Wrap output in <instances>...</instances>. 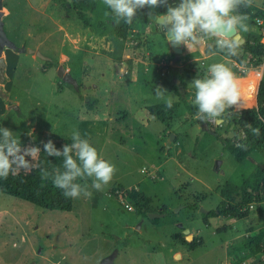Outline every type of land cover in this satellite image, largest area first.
<instances>
[{
	"label": "rangeland",
	"instance_id": "1",
	"mask_svg": "<svg viewBox=\"0 0 264 264\" xmlns=\"http://www.w3.org/2000/svg\"><path fill=\"white\" fill-rule=\"evenodd\" d=\"M71 1L63 0L62 7L59 3L54 6L51 0H30L34 6L41 3L44 14L33 11L23 39L14 40V44L33 48L37 41L47 37V32L53 28L50 18L45 16L50 10L57 11L59 19L68 16L70 32L81 33L83 20L69 7ZM106 11L102 0H98L96 15L90 23L105 22ZM247 24L250 28L252 20L248 19ZM149 30L152 50L164 52L166 46L154 26ZM58 42V36L51 35L50 40L40 45L39 51L49 60L36 57L32 61L30 54L4 49L8 59L2 88L4 96H0V127L17 135L22 146L36 147L39 146L36 141L44 139L53 124L58 129L54 131L57 138L69 136L78 129L116 171L103 191L90 188L91 197L72 199L69 211L42 209L22 195L0 191V264H97L114 249L117 255L111 264H264L263 255L247 257L245 251L228 255L241 239L264 226V204L262 214L257 207L243 218L211 216L206 223L202 221L203 210H215L220 204L219 186L225 182L240 185L257 162H264V149L253 151L237 162L222 148L216 135L233 139L232 129L227 124L229 109L221 123L210 122L211 130L216 132V135L211 134L198 126L196 116L193 121L187 118L184 103L165 86L171 100L179 102L173 116L167 115L171 116V123L170 119L164 122L171 124L169 133L177 134L167 149L169 133L165 137L162 133L157 136V128L163 125L151 120L147 127L140 121L142 100L156 90L153 81L142 94L135 85L126 88L123 83L114 84L105 69L104 72L100 67L87 66L90 71L80 88L75 91L71 87L81 94L80 100H73V106H69L71 113L78 102L76 123L64 126L66 120L61 105L70 96L63 92L56 97L51 70L39 69L51 61ZM72 44L73 40L67 42L68 46ZM242 53L241 60L246 61L248 67L253 65L249 55ZM177 63L178 59L172 61V64ZM165 75L171 82L172 75ZM151 76L150 79L156 75ZM262 78L264 80V63ZM167 98L160 100L166 102ZM87 99L95 101L87 103ZM191 99L194 97L189 101ZM10 105H15L16 109L9 108ZM51 112L57 114L56 119L50 116ZM105 113L111 121L104 126L101 120ZM91 182V179L87 181L89 185ZM131 187L147 197L140 202V207L123 194ZM188 205L198 209H190ZM148 213L162 216L148 217ZM179 224L192 235L189 241ZM190 242L194 243V248Z\"/></svg>",
	"mask_w": 264,
	"mask_h": 264
},
{
	"label": "clouds",
	"instance_id": "2",
	"mask_svg": "<svg viewBox=\"0 0 264 264\" xmlns=\"http://www.w3.org/2000/svg\"><path fill=\"white\" fill-rule=\"evenodd\" d=\"M108 9L105 16L114 22L131 24L138 10L149 9V16L158 31L164 35L172 47L183 46L189 53L203 50L210 56L223 55L225 61L240 57L242 34L249 31V17L240 9L251 7L253 0H178L175 5L169 0H102ZM158 7L165 8L162 14H155ZM234 63V61H232ZM240 71L248 73L246 61L238 64ZM257 76L261 74L256 72ZM240 77L228 62H214L207 66L202 78H194L188 87L194 90L193 104L197 108L196 118L221 123L228 109L238 106L241 101ZM155 95L165 99V106L172 107L171 95L157 88ZM154 118V117H153ZM264 120V117L257 116ZM251 128V125H248ZM254 136H259L258 128H251ZM71 143L57 149L49 139L41 142L43 152L48 157L62 158L61 167L51 171L39 163L41 148L22 146L17 135L0 127V179L21 171L39 169L41 178H51L53 185L68 199L91 197V189L103 191L115 174V166L103 159L89 140L83 138L78 129L71 133ZM246 150L247 145H238ZM91 179V185L87 181ZM83 181V183L77 182Z\"/></svg>",
	"mask_w": 264,
	"mask_h": 264
},
{
	"label": "crops",
	"instance_id": "3",
	"mask_svg": "<svg viewBox=\"0 0 264 264\" xmlns=\"http://www.w3.org/2000/svg\"><path fill=\"white\" fill-rule=\"evenodd\" d=\"M51 1L54 4V6H57V2H53V0ZM169 2L175 5V3L178 2V0H169ZM42 7L43 5L41 3L39 6H34L30 2V0H3L2 22H3V30L7 38L10 39L12 42L14 40L21 41L23 39L22 36L24 37V34L26 33L27 26L30 24L29 20L31 18L32 12L37 11L41 14H44V11L41 9ZM243 9L248 10L246 15L249 17V19L252 20L253 25L250 26L249 31L247 33L242 34V37L245 38L249 35H257L259 37L258 29L254 24V19L258 17L261 18L264 22V0H253V4L251 7H247ZM85 14L86 16H88L87 25H84V23L81 22L83 26L81 30L82 32L77 35H74L72 32H70L71 26L69 21L67 20L68 16L65 17L62 16L59 19V17L57 16V11L55 12L53 10H50V12L48 14L46 13L45 16L47 18H50L53 28L50 32H47L48 35L47 37H44L42 40L37 41L33 45L34 49L39 50V47L42 44V42L45 40L46 41L50 40L51 35L58 36V41H59L57 47L58 49L50 61L52 62V67H46L45 64L41 66L39 69L42 72L45 70V68L46 69L49 68L51 70L52 72L51 84L55 85L57 88L56 97L60 96L63 92L68 94V96H70V98L68 97V99L66 101H63L61 105L64 113L63 118L66 120L65 123L63 124L64 126L73 125L74 121L76 123L77 120L76 116L79 110V107H77L78 102L75 103L74 107L72 108L73 111L71 113L69 110V106L70 105L73 106L74 104L73 100H77V99L80 100L81 94L73 91L71 85L69 84L65 85V83H63V81H61V79L57 75H55V70L59 65L62 67L64 71L68 72L73 78L76 79L79 88L81 84H83V80L85 79V76L88 74V71H90V68L87 66H92L93 68L100 67L103 69V71L105 69L109 73L108 75L110 76V79L111 81H113L114 84H116L117 82H119V84L123 83L125 84L126 88L135 85L136 87L140 88L142 94L145 92L146 87L149 85L151 81H153L155 85V89L160 88L164 90L165 86H167L169 90L174 93V90L169 85V82L165 77L166 75L160 76L159 73L160 67H158L159 59L162 57H168L169 54H171L170 46L167 44L166 38L162 33L158 31L156 24H154L152 20L149 19L150 21L144 23L139 28H133L131 31H129V34L124 39H122L115 34L116 22H114L110 16H107V20L105 22L98 21L96 24L92 25L90 23V20L92 19V17L96 15V10L94 13L86 12ZM6 26L8 27L7 29H5ZM153 26H154V31L162 39L161 43H164V45L166 46L164 52H162L161 50L162 53L161 52L155 53L152 50L153 43L149 40V35L151 34L149 29L152 28ZM134 34H136V36H133ZM72 40H73L72 46L71 45L68 46L67 42ZM194 53L195 52L189 53L186 48L181 46V53L178 58V63L172 64V71H174L175 77L172 76L171 82L174 85H176L174 83V80H177V92H178L177 94L175 93L174 94L176 95L179 102L184 103V106L186 102H192L194 100L191 99V101H189L191 97L192 98L194 97V91H192V89L188 87V84L194 78H202L206 74L207 66L209 64L214 62H224L222 60L224 57L221 55H217L213 57L205 54L203 50L197 51V54ZM2 54L5 63V67H4V76H5L6 59H8V55L4 53V50ZM30 55H31L30 59L32 61H35L36 56L34 54H30ZM172 59L173 58L171 57V60ZM84 69H85V73H84ZM172 71L169 74L172 75ZM152 74L156 75L157 77L153 76ZM151 75L153 76V78L150 79L149 76ZM78 78L82 79V81L79 82L80 80ZM261 79H263L262 73H261ZM183 80L187 81V83L184 84ZM3 83L1 84V92L3 88ZM155 91L156 90L150 91L149 93L150 97H145V99L142 100V102L144 103L142 106L143 118L140 117V121L142 123H145L147 127L151 125V120L160 122L163 125V127L159 126L160 128L159 127L157 128V136H159L162 133L165 137L171 131V124H164L162 120H159L155 116L156 108L162 107L161 105L166 104L165 101H161L160 99L156 98ZM2 95L3 92L2 94H0V96ZM88 100L85 101L88 103ZM93 100L95 101V99ZM54 109H57V107L55 106ZM138 110L140 111L139 108ZM144 111H146V113H144ZM74 112H76V114ZM50 116H52L53 119L57 118V114L53 112H51ZM186 116L187 118L193 121L194 120L193 118H195L196 115H191L186 110ZM169 119L171 123L172 121L171 116ZM107 121H111V117L108 114L106 115L105 113L104 117H102L101 122L104 123L105 126ZM196 121L198 126H200L199 120L197 119ZM54 125L55 124H53L51 127H48V129L50 128V130L47 133V135L44 136V139L41 137L40 140L36 141L37 144L40 146L41 150L43 149L42 148L43 145L41 142H46L49 139H51L54 142L57 149H60L63 145L70 144L72 142L71 135L64 136L63 138L55 137L54 131L58 129L56 128V125L55 126ZM43 130L46 129L43 128ZM208 132L211 134L213 133L210 126ZM176 137L177 134H175V136L173 135V137L170 139L169 142H167L166 140L167 149L170 148V145L172 143L171 141H175ZM48 158L51 159V157ZM263 227H264L263 225L260 226L257 229V231L253 234H256L258 230ZM180 228L182 230V227ZM242 240L243 239H241L236 246H238L242 242ZM260 245H261V250L259 254L256 253L255 255H258L259 257H262L263 255L264 258V250H262V246H264V240L261 242ZM243 251L244 250H241L239 252H243ZM230 253L231 252L229 251L228 252L229 256ZM247 257H253V256H247Z\"/></svg>",
	"mask_w": 264,
	"mask_h": 264
},
{
	"label": "trees",
	"instance_id": "4",
	"mask_svg": "<svg viewBox=\"0 0 264 264\" xmlns=\"http://www.w3.org/2000/svg\"><path fill=\"white\" fill-rule=\"evenodd\" d=\"M53 2L59 3L62 7L64 6L63 0H53ZM96 4L97 0H72L69 3V7L83 20L84 25H87L88 16H86L85 13H94ZM165 11V8L158 7L154 10V13L162 14ZM240 12L246 14L248 10L242 7ZM148 13L149 9L144 8L138 10L137 16L131 24H126L123 21L116 23L115 34L124 39L133 28H139L144 23L150 21L147 16ZM133 36H136V34ZM243 51L249 55V60L253 65L261 63L263 51L257 35H249L244 38L242 52ZM168 57L171 58L172 54H169ZM232 60L238 63L241 61V57L232 58ZM51 66L52 62L46 63V67ZM172 76L175 77L174 71H172ZM169 85L174 90V93L177 94V85H174L172 82H169ZM93 101V99H89L88 103H93ZM178 105L179 103L177 101L172 102V107L169 109L163 104L161 105L162 107L156 108L155 116L164 123L170 118L167 117V115L172 114ZM185 107L189 114L196 115L197 108L193 102H186ZM229 111L227 124L232 129L233 139L239 138V142L237 144L233 143L230 138L225 136L220 137L216 135L213 129L212 131L221 141L222 148L227 150L235 161L241 162L253 151L264 149V120L257 119L258 115L264 117V80L261 79L259 83L255 107L242 109L240 111L229 109ZM249 124L251 128H258L260 130L258 137L252 134L251 128L248 127ZM208 125L212 128L211 123L208 122ZM241 133H244L243 138H241ZM35 144L36 142H33V145ZM241 144L247 145L246 150H242L238 146ZM38 161L49 171H51L53 167H61V170H63L62 158L51 157L50 159L47 157V154L43 152V149L41 150ZM117 186L121 187L120 185ZM0 191L11 193L15 196L22 195L31 204L46 210L69 211L72 207V199L65 198L62 191L53 185L51 178L47 180L42 179L38 168L30 172L21 171L16 174H10L6 179H0ZM125 192L128 199L137 205V207L141 206L140 202L142 200L146 201L147 197L145 194L141 191H135L132 187L125 189ZM218 192L221 197L219 206L216 207L215 210H208L207 213H201L204 223H206L207 219L211 216H223L227 219L245 217L248 211L242 210L243 206L254 200H264V162H257L253 171L240 185L225 182L222 186L218 187ZM187 207L195 210L198 209V207L193 205H188ZM262 212L263 208L262 205H260L258 206V213L262 214ZM263 240L264 227L259 229L256 234L248 236L245 239L243 238L238 246L230 250V255L244 250V256H254L256 253L260 252V244ZM190 246L194 248V243L190 242Z\"/></svg>",
	"mask_w": 264,
	"mask_h": 264
},
{
	"label": "built area",
	"instance_id": "5",
	"mask_svg": "<svg viewBox=\"0 0 264 264\" xmlns=\"http://www.w3.org/2000/svg\"><path fill=\"white\" fill-rule=\"evenodd\" d=\"M254 24L258 29L259 34V43L262 47V61L258 65H250L248 68L252 71L248 73H244L240 71L238 67V63L234 61H225L224 58L222 59L224 62H228L233 70L236 72L237 76L240 77L239 83L241 87V101L238 106H234L231 108L233 111H240L246 108H253L256 106V94L258 90L259 83L261 81V75L257 76L256 72L262 73V67L264 63V22L261 18H255ZM158 67H160V76H163L167 73L171 72L172 68V60L169 57H162L159 59ZM207 122H212V120H206ZM244 137V133H241V138ZM233 143H238L239 138L232 139ZM118 193V190L115 191ZM126 195V192L123 193ZM264 204V200H254L249 202L247 205L243 206L242 210L245 211H252L256 209L259 205ZM128 208L131 209L132 207L128 205Z\"/></svg>",
	"mask_w": 264,
	"mask_h": 264
},
{
	"label": "water",
	"instance_id": "6",
	"mask_svg": "<svg viewBox=\"0 0 264 264\" xmlns=\"http://www.w3.org/2000/svg\"><path fill=\"white\" fill-rule=\"evenodd\" d=\"M2 8H3V0H0V94H2L1 84L3 83V81L5 79V76H4L5 63H4V58H3V54H2L3 50L5 48H8V49H10L14 52H18V53L34 54L36 57H39L43 60H49V58L46 56H43L38 49L26 48L25 46H17L10 39L7 38V36L3 30ZM147 16L150 20H152V18L149 16V13ZM243 43H244V38H243ZM169 46H170V53L172 54V58H173L172 60H173V62H175L179 58V55L181 53V46L176 47V48L172 47L171 45H169ZM57 76L61 79V81L71 85V87L75 91L78 90L77 81L68 72L64 71L60 65L57 67ZM174 83L177 85V80H174ZM10 107L16 109L15 105H10ZM199 122H200V126L203 130L209 131V126H208L207 121L199 120ZM172 137H173L172 133H169V137L167 139V142H169ZM200 210H202V209H200ZM202 213H207V211L203 210ZM147 215H148V217H160V216H162V214H155V213H148ZM178 226L182 227L181 224H179ZM182 233L184 234V237L187 241H189L191 239V234L189 233L188 229L182 228ZM116 255H117V250L114 249L110 254H108L105 257H103L102 259H100V261L97 264H111L113 262L114 258L116 257Z\"/></svg>",
	"mask_w": 264,
	"mask_h": 264
}]
</instances>
